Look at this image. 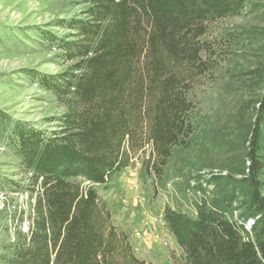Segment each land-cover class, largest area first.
I'll list each match as a JSON object with an SVG mask.
<instances>
[{"label": "rangeland", "instance_id": "374dc122", "mask_svg": "<svg viewBox=\"0 0 264 264\" xmlns=\"http://www.w3.org/2000/svg\"><path fill=\"white\" fill-rule=\"evenodd\" d=\"M128 1L147 24L142 0ZM91 8V0H0V264L26 246L28 233L20 224H34L36 218L29 202L20 198L26 192L36 198L37 183L29 182L17 131L33 129L51 137L65 128L71 97L57 96L43 80L64 81L78 74L81 59H70L63 48L82 38L66 24L90 20ZM243 8L211 20L200 38L207 67L187 73L180 88L192 106L186 115L190 131L181 137L184 145L173 148L160 176L146 169L149 158L158 162L147 121L129 147L130 164L108 182H94L86 167L68 173L70 180L94 187L117 232L127 236L135 257L147 264L185 263L181 241L165 220L167 212L183 217L182 240L187 220L197 218L203 203L222 206L253 240L259 236L249 168L253 130L261 117L258 159L264 166V0H245ZM259 189L264 197V173Z\"/></svg>", "mask_w": 264, "mask_h": 264}, {"label": "trees", "instance_id": "16d2710c", "mask_svg": "<svg viewBox=\"0 0 264 264\" xmlns=\"http://www.w3.org/2000/svg\"><path fill=\"white\" fill-rule=\"evenodd\" d=\"M142 2L150 17L147 24L128 0H91L90 20L66 24L82 38L63 48L70 59H81L78 74L43 84L57 96L71 97V105L60 133L48 137L33 129L17 131L26 169L35 181H43L35 192L30 241L7 264H147L135 257L127 236L117 232L94 187L70 180L68 173L86 167L94 182H108L130 164L129 147L147 121L158 162L149 158L146 169L160 176L173 148L184 145L181 137L190 131L186 115L192 106L180 88L187 73L207 67L200 38L211 20L242 12L245 0ZM261 119L253 130L249 168L260 212L254 224L259 236L253 240L227 218L222 206L203 203L197 206V218L187 220L182 240L183 217L167 212L165 220L181 241L184 264H264Z\"/></svg>", "mask_w": 264, "mask_h": 264}, {"label": "built area", "instance_id": "2783aa9c", "mask_svg": "<svg viewBox=\"0 0 264 264\" xmlns=\"http://www.w3.org/2000/svg\"><path fill=\"white\" fill-rule=\"evenodd\" d=\"M28 172V175H29V182L31 183L33 180H34V175H33V173L31 172V171H27ZM43 181V178L42 177H40L37 181H36V189L37 190H39V188H40V185H41V182ZM35 195H36V198H32L27 192L25 193V194H23V195H21V197L20 198H25L26 199V202H29V204H30V209H31V212H33L34 214H35V205H36V199H37V193H35ZM33 223L31 222V223H28V222H26L25 220L24 221H22V224H20V225H22V228H23V231L24 232H26V233H28V236H27V239L30 241V238H31V236H32V233H33V231H32V229L34 230V224L32 225ZM32 231V232H31Z\"/></svg>", "mask_w": 264, "mask_h": 264}]
</instances>
